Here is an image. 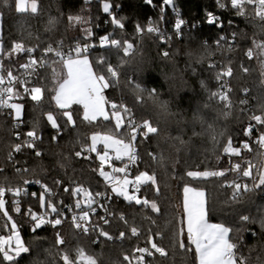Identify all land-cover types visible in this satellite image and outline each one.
<instances>
[{
    "label": "snow or ice",
    "instance_id": "6c2138e0",
    "mask_svg": "<svg viewBox=\"0 0 264 264\" xmlns=\"http://www.w3.org/2000/svg\"><path fill=\"white\" fill-rule=\"evenodd\" d=\"M99 2L107 17L104 24L111 26L103 34L94 31L101 28V24L99 17L93 22L92 0H83L76 13H64L58 8V15H49L44 25V31L51 34L47 40H40L39 35L22 29L23 38L6 46L0 30V114L8 115L12 121L8 129L11 139L6 144L7 165L15 175L23 176L30 171L29 158L34 157L40 161V171H47L42 160L44 149L41 146L46 142L40 122L42 116L45 125L51 129L47 142L58 143L66 133H72L66 143L73 151L69 155L57 153L62 159L55 162L53 170L58 167L67 176L66 170L73 158L98 161L90 171L102 178L104 186L91 190L70 177L66 182L60 176H48L50 183L39 178H23L19 185L13 186L7 183L5 166H0V174L6 182L0 184V214L6 220L4 227L10 225V234L0 235V264H20L25 256L28 264H50V260L51 264H100L98 256L88 253L79 243L81 236L88 237L91 244L101 246L114 240L131 242L130 252L122 253V260L114 264H158L157 254L161 258L168 257V251L156 239L163 240L164 232H168L173 257L179 250L185 258L184 264H188V254H192L191 264H264V203L256 205L255 214L234 208L235 224L211 223L210 216L218 211L214 197L206 189L184 183L183 215H170L161 229L156 223L163 215L158 203L161 190L157 173L150 171L144 160L147 156L165 169L167 176L176 178L173 173L181 164L180 154L189 153L192 137H204L211 141V151L217 161L221 156L227 157V166L203 170L181 168L179 179L207 181L216 178L217 188L226 191L229 197L224 201L229 206L256 204L254 198L264 194V95L259 98L255 111L240 108L249 122L238 134L247 139H240L238 146L234 145L233 135L227 134V129L220 124L221 120L231 116L234 107L232 89L228 86V78L233 77L232 61L218 66V62L212 60L216 52H233L241 48L243 57L252 63L246 64L242 60L240 71L244 74L257 71L264 88V0H216L219 9L233 12L246 28H240L229 19L228 34L219 35L215 49L206 40L197 48L186 49L191 74L197 75L193 65L208 62L207 70L212 72L217 85L213 90L206 80H198L206 98L196 104L190 119L184 110L173 107V99L163 98L159 88L150 87L138 78L145 62L140 46L145 35L154 37L164 46L158 56L175 67L174 57L178 53L167 50L172 35L160 26L165 6H168L176 13L174 35L178 39L184 36L183 26L187 22L180 17L174 0H162L159 21L149 19L146 26L135 22L131 34L126 31L127 17L118 16L114 10L121 5H114L111 0ZM144 3L155 7L153 0H144ZM13 7L17 13L33 16L42 13L39 0H14V3L13 0H0V21L4 9ZM205 22L217 28L225 27L224 20L212 12H206ZM61 24H64L65 32L79 28V33L71 38L72 43L66 45L63 37H55ZM198 26L193 23L191 28ZM33 39L38 43H26ZM94 50H97L95 54ZM113 54L115 63L111 59ZM167 79L178 82L169 85L170 95L173 89L177 96L183 90L195 91L183 74L177 76L174 72L171 77L166 75ZM110 88L118 92L111 98L105 94ZM242 91L247 97L250 90L244 88ZM45 93L48 94L47 108L43 106ZM248 103L247 98L239 101L242 106ZM26 105L31 112L40 109L36 117L27 121L24 118ZM105 122L113 125L111 131L93 130L81 139L80 125L96 129ZM25 124L29 127L25 128ZM182 125L192 127V136L188 139L184 138L186 129ZM197 125L199 131H196ZM221 140L225 142L221 144ZM253 143L257 145L255 151ZM140 146H144L143 156ZM242 152L252 153L253 159L243 156ZM115 162H120L119 166ZM169 167L171 172L167 171ZM31 171L35 175V169ZM33 184L39 186V193L28 192L27 186ZM62 194H68L72 202L65 203ZM22 195H30L36 200L38 210L28 206L22 212ZM121 201L139 206V212L144 213L141 220L148 222L146 229L137 224L135 215L131 220L128 218ZM65 209L71 214L70 220ZM10 210L28 217L30 232L34 234L28 243L23 240L20 226ZM65 222L70 223L73 238L77 240L71 247L70 241L61 234ZM252 224H258L260 233L252 231L258 242L249 246L243 233L251 231L248 226ZM113 226L118 229V235L108 231ZM153 227L157 231L153 232ZM45 228H51L54 235V241L48 247L43 246L47 237L39 234ZM142 233L143 246L140 244Z\"/></svg>",
    "mask_w": 264,
    "mask_h": 264
},
{
    "label": "trees",
    "instance_id": "16d2710c",
    "mask_svg": "<svg viewBox=\"0 0 264 264\" xmlns=\"http://www.w3.org/2000/svg\"><path fill=\"white\" fill-rule=\"evenodd\" d=\"M42 6V13L39 16H33L31 13H17L12 9H4V16L1 21L2 28V37L5 45H9L11 41L22 39L21 30L27 29L33 32L34 35H39L40 40H47L50 33H46L44 31V25L46 23L47 17L49 15H58L57 9L64 13H68L69 11L76 13L79 11L82 6L83 0H39ZM111 2L115 4H120L121 7L116 10L117 15H123L127 17L126 23V31L131 34L133 32V25L135 22H139L142 25L146 26L149 19H152L153 22H157L160 19V6L162 0H153L155 7L149 6L144 3V0H111ZM14 3V0H13ZM174 3L177 9L180 12V17L184 19L186 22L192 25L193 23H198V27L192 29H184V36L182 38L172 39L170 47L167 50L170 53L176 52L175 55V67L165 60L160 59L158 56V51L162 50L164 46L159 45L158 41H155L154 37L145 35L143 42L141 43V48L143 50V59L144 64L142 66V70L138 74V78L142 83L147 84L150 87H157L163 92V98L165 99H173V107H179L184 110V114L190 119L192 111L194 110L196 104L203 99L206 98V94L203 93L198 84L199 79H204L208 82L209 86L214 90L217 85L215 80L213 79V74L210 70H207L208 62H205L202 65H193L196 67L197 75L193 76L191 74V68L187 66V57L185 55V51L187 48H197L203 41H207L213 49H215V41L218 39L220 34H228V26L227 21L232 19L236 24L239 25L240 28H246V25L241 22V18L236 17L231 11H222L220 16L221 19L225 22L224 28H217L215 25H210L205 22L206 12H217L218 7L216 0H174ZM91 14L93 17V22L95 23L96 17L100 18L101 28L94 29L98 34H103L111 29L110 25H105L104 21L107 17L101 11V5L99 0H92L90 5ZM164 20L173 21L175 20V16L170 7L165 6L164 12ZM250 32L251 29L247 28ZM79 33V28L73 30H68L65 32L64 24H61L58 31L55 33V37H63L65 44L72 43V36L74 34ZM25 32V36H26ZM26 43L36 44L38 41L35 39L31 41H26ZM97 50H94L96 53ZM113 63L116 61V56L113 54L111 56ZM139 59V58H138ZM212 60L218 62V66L220 64H227L229 60L232 61L231 67L233 68V77L230 78L229 86L232 89L231 98L234 104L232 109V114L227 120H221V126L227 129V134L233 135L234 145L238 146V142L240 139H247L239 135V130L245 126L249 121L245 114L240 112L241 107H247L256 110L255 106L259 98L264 95V88L260 85V78L257 71L253 70L248 74H244L240 71L239 65L242 60L246 64L252 63L246 61L243 57V50L241 48H237L233 52H216V54L212 57ZM254 67V64H253ZM176 73L177 76L183 74L184 78L188 81V83L195 89V91L183 90L177 93L175 89H173L171 95L169 94V85L173 83H178L173 81L172 79L166 80V75L171 77L173 73ZM248 88L250 91L245 97L242 89ZM105 94L110 98L117 95L118 92H114L113 89L106 90ZM127 99H131V97H126ZM247 98L249 103L247 106H242L239 104L240 99ZM45 108L48 107V94L45 93ZM76 107V106H74ZM40 112L38 108L35 112L29 111V105L25 107V120H30L33 117H36ZM259 114V113H257ZM41 126L44 131L46 142L41 146L44 149V155L42 157L43 165L46 168V172L40 171V161L36 158H29L28 165L30 166V171L27 174L15 175L12 172L11 166L7 165L5 160L6 152L8 149L6 148V144L9 139H11L10 133L8 129L12 123L11 118L6 114H0V166H5V172L8 174V181L11 185H19L23 178L27 179H35L39 178L42 181H47L48 176H60L66 182L69 177L77 183L83 184L85 187H90L93 190H96L98 187L103 188L102 178H100L96 173L90 171V167L96 166L98 161H83L81 158H73L71 166L66 170L67 176L63 174V171L58 167L53 170L55 162L58 159H62V157L57 156V153H63L64 155H69L73 149L71 145L66 143V140L72 136L71 132L65 134L64 139L58 143L47 142L51 136V129L45 125L44 118L40 117ZM254 123V122H253ZM25 128L29 127L28 124L24 125ZM181 127H185L186 131L184 134V138L188 139L189 136H192V127L191 125H182ZM113 129V125L108 124L107 122L100 124L99 128L92 129L86 125H80L81 139L83 140L84 136L87 135L90 131L99 130V131H111ZM199 126L197 125L196 131H199ZM255 132V129H254ZM173 134H175V126L173 128ZM225 141L221 140V144ZM143 147L140 146L139 151L143 156ZM253 149H257V145H252ZM77 150H79V145H77ZM217 154H220L219 152ZM94 155V154H93ZM243 156H246L248 159H251V153L242 152ZM181 164L177 166L176 172L173 175L176 178H170L165 174V169L160 168L157 164L153 163L148 159L147 156H144V160H146L149 164V170H155L157 173V180L160 186V196L158 197V203L161 208V213L163 215L157 219V225L162 226L169 218L170 215L176 214L177 217L183 215V184L189 183L192 187L203 188L206 189L212 197H214V203L218 211L210 216V222L217 223L221 221H225L229 224H235L236 212H234V208L238 211H251L255 214L256 205L260 203H264V194H258L254 199L256 204H243V205H232L229 206L225 204L224 201L228 199V195L226 191L217 188L216 178H210L209 180H193L191 178L185 177L183 180L179 179L181 175V168L186 167H199L203 170L205 167L208 168H220L227 166V157L221 156L219 161L216 160L215 155L211 151V141L204 137H192V144L190 146L189 153H181ZM238 159V158H233ZM187 161V164L184 162ZM255 162V161H253ZM117 164V162H115ZM143 168V165H141ZM31 169H35V175H33ZM75 170V171H74ZM107 170V169H106ZM168 172H171V168L169 167ZM229 178H231V174H228ZM100 182L99 185L97 182ZM3 174H0V184H5ZM167 185V186H166ZM62 192V189H61ZM148 195L151 197L152 193L149 192ZM65 203H71V198L68 194H62ZM6 199H9L6 196ZM21 209L22 212L26 210L28 206H31L33 210H38V204L36 200H34L30 196H23L21 199ZM122 202V201H121ZM124 207L122 210L131 220L133 215H135V220L137 224L142 225L144 229L148 227L147 221H142L141 216L144 214L139 212V206H131L127 205L126 202H122ZM10 214L13 215L17 224L20 226V232L25 243H28L31 237L34 235L30 232L28 217L20 214L12 213L10 210ZM70 220V214L66 213ZM5 218L0 214V235L7 236L10 234V225L8 227H4ZM239 226V225H235ZM251 231L243 233L244 241L247 245H253L258 242L257 237L252 236V231L256 233H260V229L258 224H252L248 226ZM153 232L157 231L156 227H153ZM108 231L113 235H118V229L113 226L108 228ZM43 236L47 237V240L43 242L44 247H48L50 243L54 241L53 230L51 228L41 229L40 233ZM65 236L67 240L70 241V247L77 243V240L73 238V229L69 222H65L63 225V231L61 233ZM164 239L160 240L159 237L156 239L159 243L166 248L168 251L167 258H161L157 254L156 259L158 264H184L183 254L177 250L175 256L173 257V252L170 247V240L168 237V232H164ZM186 235V234H185ZM143 237L144 233H142V239L140 241L141 246H143ZM79 243L88 251V253L92 255H97L100 264H114L116 261L122 260V253L130 252L129 244L131 242L125 241L121 243L118 240H114L112 242H105L103 246L99 244H91L90 239L88 237H79ZM246 251V250H245ZM43 258V257H42ZM188 264H191L192 254H188L186 257ZM6 264V262H5ZM20 264H28L27 257H23L20 261ZM51 264V260H50Z\"/></svg>",
    "mask_w": 264,
    "mask_h": 264
},
{
    "label": "built area",
    "instance_id": "2783aa9c",
    "mask_svg": "<svg viewBox=\"0 0 264 264\" xmlns=\"http://www.w3.org/2000/svg\"><path fill=\"white\" fill-rule=\"evenodd\" d=\"M222 11H224V10H221V9H218V11L217 12H213L215 15H218V16H220V14H221V12ZM180 13V12H179ZM173 14H174V16H175V19H176V13H174L173 12ZM221 17V16H220ZM152 20V19H151ZM205 21H206V19H205ZM174 22H175V20H173V21H166V20H163L161 23H160V26L163 28V29H165L169 34H171L172 35V39L173 38H175V35H174V32H173V25H174ZM208 24V23H207ZM210 25H212V24H210ZM192 25H190V23H186V25L185 26H183L184 27V29H189L190 27H191ZM21 72L23 71V70H20ZM229 81H230V78H228V86H229ZM230 87V86H229ZM231 88V87H230ZM252 145H255L254 143L252 144ZM119 163L120 162H117V165L119 166ZM133 174H134V171H133ZM28 187V192L29 193H31V192H33V191H35V192H37V193H39V191H40V189H39V186L38 185H29V186H27ZM90 188V187H89ZM91 190H93L92 188H90ZM142 193H143V189H142ZM27 196H30V195H27ZM23 197V195L20 197V199ZM31 197V196H30ZM98 211H99V209H98ZM65 212L67 213V210L65 209ZM68 214H70V213H68ZM71 215V214H70Z\"/></svg>",
    "mask_w": 264,
    "mask_h": 264
},
{
    "label": "rangeland",
    "instance_id": "374dc122",
    "mask_svg": "<svg viewBox=\"0 0 264 264\" xmlns=\"http://www.w3.org/2000/svg\"><path fill=\"white\" fill-rule=\"evenodd\" d=\"M74 107V106H73ZM102 149V145L99 146ZM257 150V149H256ZM255 151V150H254ZM252 157L251 159H253V154L251 153ZM118 166V165H117ZM212 223V222H211ZM22 236V235H21Z\"/></svg>",
    "mask_w": 264,
    "mask_h": 264
},
{
    "label": "crops",
    "instance_id": "0c3cea01",
    "mask_svg": "<svg viewBox=\"0 0 264 264\" xmlns=\"http://www.w3.org/2000/svg\"><path fill=\"white\" fill-rule=\"evenodd\" d=\"M0 30H2V28H1V21H0Z\"/></svg>",
    "mask_w": 264,
    "mask_h": 264
},
{
    "label": "water",
    "instance_id": "95a60500",
    "mask_svg": "<svg viewBox=\"0 0 264 264\" xmlns=\"http://www.w3.org/2000/svg\"><path fill=\"white\" fill-rule=\"evenodd\" d=\"M160 1V0H159Z\"/></svg>",
    "mask_w": 264,
    "mask_h": 264
}]
</instances>
